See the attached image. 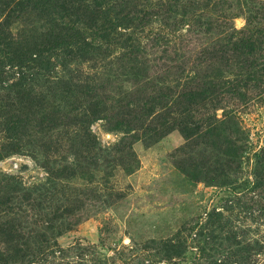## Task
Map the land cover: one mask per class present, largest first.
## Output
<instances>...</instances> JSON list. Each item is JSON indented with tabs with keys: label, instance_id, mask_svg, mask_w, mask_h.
<instances>
[{
	"label": "rangeland",
	"instance_id": "obj_1",
	"mask_svg": "<svg viewBox=\"0 0 264 264\" xmlns=\"http://www.w3.org/2000/svg\"><path fill=\"white\" fill-rule=\"evenodd\" d=\"M28 4L0 0V115L9 97L14 101L19 95L15 84L22 77L36 94L48 93L46 79H29L30 64L16 65L21 39L46 16ZM110 6L111 17L101 23L110 30L99 31L109 34L108 41L93 42L84 50L86 59L70 64L74 76L94 87L109 76L108 70L116 76L121 65L132 66L130 59H121L126 37L133 35L132 42L144 51L149 86L159 82L169 96L161 99L158 121H169L171 127L185 121L192 133L184 137L172 128L150 142L141 130L133 131L135 140L109 131L105 121L94 122L90 129L97 145L112 158L133 151L137 167L126 173L118 164L112 170L103 162L96 183L58 179L42 208L15 218L10 214L8 221L14 222L4 225L19 226L25 235L61 220L71 224L51 241L53 254L18 261L16 244L1 242L5 227L0 225L2 263L264 264V0H112ZM92 31L85 29L90 35ZM96 48L101 49L95 56ZM55 69L47 72V79L61 76V67ZM126 77L123 73L119 78ZM203 84L210 99L183 113L186 93ZM118 86L111 87L115 98ZM124 86L130 94L122 96L129 100L134 88L128 82ZM4 126L0 118V179L14 176L27 188L45 187L62 156L71 163L83 161L75 162L76 149L66 139H60L57 153L51 149L46 157L34 159L18 151ZM223 150L229 155L221 154ZM81 166L77 174L94 169L84 162ZM104 170L113 173L107 181L100 180L106 178Z\"/></svg>",
	"mask_w": 264,
	"mask_h": 264
},
{
	"label": "trees",
	"instance_id": "obj_2",
	"mask_svg": "<svg viewBox=\"0 0 264 264\" xmlns=\"http://www.w3.org/2000/svg\"><path fill=\"white\" fill-rule=\"evenodd\" d=\"M26 1H29L27 7L46 14V16L43 15V18L36 20L30 34L21 39L23 45L17 49L20 54L15 58L16 65L22 67L27 63L30 64L33 69V78L29 79L32 82L34 79L37 81L46 79V83L50 85L47 94H36L32 90L33 85L26 84V80H28L26 77L19 79L15 84L19 95L15 97L14 101L9 97L11 102H5L3 105L5 114L0 115L5 124L4 132L10 142L16 143L19 152H25L34 159L41 155L46 157V153L51 152V149L57 153L56 149L62 148V144H59L60 139H66L68 147L76 149L77 153L73 154V157L77 159L75 162H79L78 159L83 161L79 164L71 163L69 156H62L58 163L59 169L54 174H50L45 187L27 188L21 180L14 176L0 179L1 226L14 222L15 219H12L11 222L8 221L10 214H13V218H15L22 212L32 211L36 207L42 208L40 204L51 199V189L58 179L72 180L78 177L89 183H96L95 176L103 162L109 167L118 164L126 173H132L135 170L139 162L133 151H130L126 156L112 158L107 151L97 145V139L90 129L96 121H105L109 131H119L125 136L134 137L135 140L138 138H135L133 131L141 130L144 137L148 138L150 142L157 141L172 128H177L184 137H190L192 133L185 121L178 124L175 122L172 124L173 127L169 125V121H158L160 116L158 108L163 107L161 99L164 100L169 96L163 93L161 83L157 82L154 88L149 86V68L143 57L144 51H140L139 42L136 44L132 42L135 38L133 35L126 37L127 43L123 44L125 51L123 50L121 59L126 61L130 59V62H133L132 66L131 64L129 66L120 64L123 71L116 76H113L108 70L109 76L99 85H93L94 87L80 82L74 76L75 69H71L70 64H78L79 60L86 59L84 50L92 48L93 42L103 41L106 43L108 41L109 34H99V31L108 32L110 30V27H102L101 23L111 17L112 7L110 4L112 0H56V5H53L54 0ZM112 27L114 28V26ZM85 29L93 30L91 35L87 34ZM70 47L73 49L69 50ZM135 48L134 53L132 49ZM99 49L101 48L94 49L95 56ZM80 51L83 52L82 56L78 55ZM68 52L72 53L71 58H68ZM135 55L138 57L141 55V58L138 60L137 57H134ZM58 66L61 67V76H53V81L47 79V72L50 69L56 71L55 68ZM123 73L127 76L125 80L119 78ZM112 76L118 80L113 79ZM114 82H117L115 86L112 85ZM126 82L131 85L132 89L134 88L128 97L129 100L122 96L123 93L130 94V90L124 86ZM117 85H119L120 92H118V98H115V95H111V87H117ZM211 95L204 84L188 91L183 99V113L188 111L191 106L209 100ZM46 100L48 104L43 106ZM213 140L217 141V138ZM215 141L211 142L213 146ZM128 148H131V143ZM221 154L229 155V152L223 150ZM82 162L92 165L94 169L90 173L80 170L77 174L75 169L76 167L83 169ZM110 169L114 168L110 167ZM105 170L107 171V169ZM105 170L102 174H106V178L101 177L102 181H107V177L113 176L112 171L106 172ZM218 181L215 180V182ZM36 202L39 204L37 205ZM8 207L11 211L3 210ZM66 217L70 219L68 213ZM63 222L61 220L57 226L34 227L25 235L22 234V228L19 226H4L5 229L1 232L4 241L1 242L5 246L7 243L14 242L16 244V247L13 248L15 258L18 261L30 262L34 260L36 254L39 257L53 254L49 250L52 246L51 241L60 235L65 229V225H71ZM10 230H14L13 234L9 232ZM254 246L253 250L256 253L257 246ZM5 251H9V248ZM2 261L3 259L0 258V264H3ZM216 264H224V261L216 262Z\"/></svg>",
	"mask_w": 264,
	"mask_h": 264
}]
</instances>
